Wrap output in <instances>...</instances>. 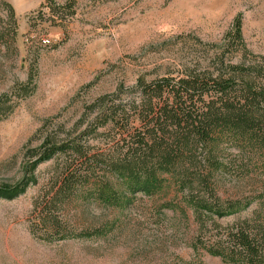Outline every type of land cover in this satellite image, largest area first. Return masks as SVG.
<instances>
[{"label":"rangeland","instance_id":"1","mask_svg":"<svg viewBox=\"0 0 264 264\" xmlns=\"http://www.w3.org/2000/svg\"><path fill=\"white\" fill-rule=\"evenodd\" d=\"M9 1L15 24L0 2V186L24 179L48 135L79 133L92 151L114 144L116 130L98 134L90 120L89 106L102 94L119 89L125 96L140 77L215 68L221 55L264 62V0H56L54 14L46 0ZM237 15L250 50L229 35ZM221 156V194L254 198L217 218L228 224L264 199V169L250 149L225 143ZM55 160L39 163L36 181L17 196H0V264H227L208 251L206 233L172 184L154 195L135 193L120 208L74 203L63 230L74 233L48 229L34 201Z\"/></svg>","mask_w":264,"mask_h":264},{"label":"trees","instance_id":"2","mask_svg":"<svg viewBox=\"0 0 264 264\" xmlns=\"http://www.w3.org/2000/svg\"><path fill=\"white\" fill-rule=\"evenodd\" d=\"M0 2L15 24L12 2ZM46 3L54 14L56 0ZM5 34L1 30L0 39ZM229 35L250 50L241 15L236 16ZM216 62V69L186 68L177 77H140L125 96L119 89L98 96L89 106L90 120L98 134L105 133L101 128L115 129V143L92 151L79 133L62 138L48 135L33 154L29 173L15 185H1L0 196L20 194L36 181L34 168L55 158L49 185L36 197L34 209L48 229L66 236L74 233L63 231L70 226L68 213L74 203L120 208L128 206L135 193L154 195L172 184L176 198L193 210L200 231L206 233L210 253L220 255L227 264H264V199L232 223L217 219L247 208L254 200L221 194L225 143L250 149L261 157L264 169V62L226 60L224 55ZM2 100L0 96V105ZM84 120L82 116L80 122ZM60 214L65 218L60 219ZM106 224L98 225L96 231ZM213 225L218 227L216 233ZM194 247L198 249L196 241Z\"/></svg>","mask_w":264,"mask_h":264},{"label":"built area","instance_id":"3","mask_svg":"<svg viewBox=\"0 0 264 264\" xmlns=\"http://www.w3.org/2000/svg\"><path fill=\"white\" fill-rule=\"evenodd\" d=\"M42 42L44 43V44H49L50 42H51V38L50 37H42Z\"/></svg>","mask_w":264,"mask_h":264}]
</instances>
